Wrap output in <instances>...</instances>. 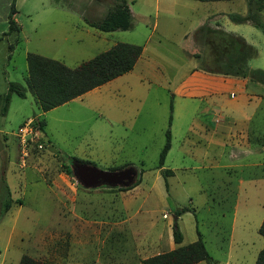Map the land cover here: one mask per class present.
Returning a JSON list of instances; mask_svg holds the SVG:
<instances>
[{
	"label": "rangeland",
	"instance_id": "obj_1",
	"mask_svg": "<svg viewBox=\"0 0 264 264\" xmlns=\"http://www.w3.org/2000/svg\"><path fill=\"white\" fill-rule=\"evenodd\" d=\"M8 1L0 0V31ZM126 1L130 29L104 33L87 21L104 18L118 0H15L19 32L0 41V97L12 82L25 98L12 94L0 115V212L12 201L0 217V264H18L22 256L50 264H141L195 242L197 233L212 264H255L264 248L258 234L264 86L203 73L216 65L200 31L232 35L241 44L238 66L264 71V0L251 6L247 0ZM118 43L142 48L130 72L45 113L38 110L25 83L27 54L73 69ZM198 55L209 56V63L201 65ZM28 119L44 122L42 131L36 127L43 148L28 149L22 161L16 134ZM167 130L171 148L158 167ZM72 158L100 171L130 168L133 181L139 176L141 182L128 191L86 189L72 174Z\"/></svg>",
	"mask_w": 264,
	"mask_h": 264
},
{
	"label": "trees",
	"instance_id": "obj_2",
	"mask_svg": "<svg viewBox=\"0 0 264 264\" xmlns=\"http://www.w3.org/2000/svg\"><path fill=\"white\" fill-rule=\"evenodd\" d=\"M201 3L212 2H231L236 0H195ZM263 0H247V4L251 6L254 3L261 4ZM17 10L15 8V0L10 3L7 15V31L3 37L10 36L13 33L19 32L16 23ZM230 19L238 20L236 15H229ZM87 24L104 33L117 30L126 31L131 27V14L126 0H118L113 10L108 12L104 18L96 22H88ZM201 41L203 43L204 52L215 53V69L201 68L203 73L210 75H221L224 77L248 79L250 82L264 86V71L251 70L244 71L237 64L238 55L241 49V44L230 34L205 27L200 31ZM142 53L140 46L118 43L109 50L98 54L93 59L85 61L70 69L64 64L44 58L37 54L29 53L26 56L27 61V76L25 83L28 91L33 96L35 104L42 113H45L58 106L66 104L84 94L97 89L104 84L130 72ZM207 55V54H206ZM200 58L201 65L209 63V56ZM14 94L20 99L25 98V90L19 85L12 82L7 84L6 93L0 97V115L5 116L8 110V105L11 95ZM171 120V117H170ZM39 130H43L44 122L39 121ZM171 148L170 131L165 132V142L159 154L158 167H162ZM72 165H90L87 162L72 158ZM122 170V169H121ZM115 171V170H113ZM167 176L172 172L165 171ZM141 182L139 176L128 187H119L120 191H128ZM3 183V182H2ZM4 190L8 194L9 190L4 185ZM12 201L9 199L2 204L0 217L6 214L11 208ZM181 210L175 213L179 217ZM258 234L264 238V217L258 229ZM197 240L188 245L179 246L168 252L160 253L152 257L141 260V264H212L213 259L205 249L201 235L197 233ZM172 238L175 245L182 242V235L176 224L173 225ZM18 264H50L43 261H36L28 256H22ZM255 264H264V248L258 253Z\"/></svg>",
	"mask_w": 264,
	"mask_h": 264
},
{
	"label": "water",
	"instance_id": "obj_3",
	"mask_svg": "<svg viewBox=\"0 0 264 264\" xmlns=\"http://www.w3.org/2000/svg\"><path fill=\"white\" fill-rule=\"evenodd\" d=\"M71 169L76 181L86 189L101 186L110 188L128 187L135 177L134 171L130 168L109 172L100 171L91 165L73 164Z\"/></svg>",
	"mask_w": 264,
	"mask_h": 264
},
{
	"label": "built area",
	"instance_id": "obj_4",
	"mask_svg": "<svg viewBox=\"0 0 264 264\" xmlns=\"http://www.w3.org/2000/svg\"><path fill=\"white\" fill-rule=\"evenodd\" d=\"M37 123L33 119L26 120L17 130L16 137L21 147V160L28 155V149L37 148L42 150L43 146L38 141L39 130L36 129ZM36 129V130H35Z\"/></svg>",
	"mask_w": 264,
	"mask_h": 264
},
{
	"label": "crops",
	"instance_id": "obj_5",
	"mask_svg": "<svg viewBox=\"0 0 264 264\" xmlns=\"http://www.w3.org/2000/svg\"><path fill=\"white\" fill-rule=\"evenodd\" d=\"M9 1H10V0H9ZM9 1H8V3H7V7H9V5H10V2H9ZM6 20H7V17H6ZM0 21L4 22V15L1 16ZM2 22H1L0 24H2ZM3 24H5V25L2 26L3 29L0 31V33H1V32L4 33V32H5V29L8 28L7 23H3ZM6 26H7V27H6ZM2 33H1V34H2ZM192 76H201L202 78H208V77H205L206 75H204V74H202V73H199V72H197V71H193ZM211 78H212V79H215V80H221V79H222V78L215 77V76H213V77H211ZM222 80H223L222 82L224 83L225 78H223ZM235 81H236V80H231V83H236ZM237 84L240 85V83H237ZM192 94H193V95H198V93H195L194 91L192 92Z\"/></svg>",
	"mask_w": 264,
	"mask_h": 264
}]
</instances>
